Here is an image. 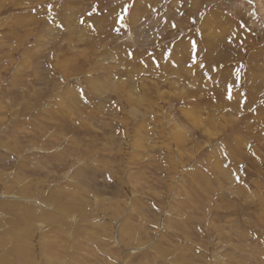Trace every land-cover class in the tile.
<instances>
[{"label": "rangeland", "instance_id": "1", "mask_svg": "<svg viewBox=\"0 0 264 264\" xmlns=\"http://www.w3.org/2000/svg\"><path fill=\"white\" fill-rule=\"evenodd\" d=\"M0 192L37 264H264V0H0Z\"/></svg>", "mask_w": 264, "mask_h": 264}, {"label": "bare ground", "instance_id": "2", "mask_svg": "<svg viewBox=\"0 0 264 264\" xmlns=\"http://www.w3.org/2000/svg\"><path fill=\"white\" fill-rule=\"evenodd\" d=\"M29 200H30V202L32 201L35 204V206H33V208L32 207H30V208H32V209H36L37 208L38 212H39L38 215L36 216L35 213L32 212L29 208H28L27 211H26V209H23L22 213H23L24 219H22V218L19 219L18 218V222H22L21 223V225H22L21 231L23 233L22 232L21 233L23 235H19V238H16V237H14L12 232H9V231L6 232V231L2 230V232L0 234V246L4 245L5 243L8 242V248H10L12 250V253H14V254H16L18 256V258L21 260L22 264H37L38 261H40L39 258H41V257H43V259L46 258L47 261L51 262L50 261L51 260V256H49L50 258L48 260L47 257H45V252H42L38 248L39 241L37 239L34 240V238H33V231H35L34 229H37V227L36 228L34 227L33 222L26 220V218L31 217L32 214H33V217H39V214L42 215V207H44L45 204L43 202H41V201L36 202L34 199H29ZM63 213H67L65 209L61 211V214H63ZM2 215L0 217V223H2V221H3V216ZM6 220H8V219H6ZM38 224H40V223H38ZM9 243H11V245H9ZM34 248H36L37 251L33 250ZM8 263H9V261H8Z\"/></svg>", "mask_w": 264, "mask_h": 264}, {"label": "snow or ice", "instance_id": "3", "mask_svg": "<svg viewBox=\"0 0 264 264\" xmlns=\"http://www.w3.org/2000/svg\"><path fill=\"white\" fill-rule=\"evenodd\" d=\"M49 7L51 8L52 6L49 5ZM130 7H131V5H128V4L124 5L122 13H120V14L117 16V18H116V21H115L116 23H124V21H125V19H126V14L128 13V10H129ZM93 11H95V7L93 8ZM91 14H92V13H89V15H91ZM80 23H84L83 18H81ZM61 27H62V25H61ZM172 27H173V28H176L177 25H176L175 23H173V24H172ZM116 31H119V29H116ZM195 47H196V42L193 41V42H192V48L195 49ZM169 53H171V49L169 50ZM79 94H80L81 96L84 95V90H83V88L79 89ZM228 98L231 99V95H229ZM224 154L227 155V153H224Z\"/></svg>", "mask_w": 264, "mask_h": 264}]
</instances>
